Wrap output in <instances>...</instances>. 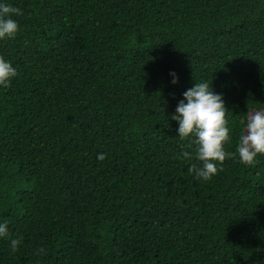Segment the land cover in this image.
<instances>
[{
	"label": "trees",
	"instance_id": "trees-1",
	"mask_svg": "<svg viewBox=\"0 0 264 264\" xmlns=\"http://www.w3.org/2000/svg\"><path fill=\"white\" fill-rule=\"evenodd\" d=\"M0 3L24 12L0 40L17 70L0 86V264H264V155L197 180L172 119L208 82L235 152L264 111V0Z\"/></svg>",
	"mask_w": 264,
	"mask_h": 264
},
{
	"label": "clouds",
	"instance_id": "clouds-1",
	"mask_svg": "<svg viewBox=\"0 0 264 264\" xmlns=\"http://www.w3.org/2000/svg\"><path fill=\"white\" fill-rule=\"evenodd\" d=\"M19 7L8 3H0V40L14 38L20 30V24L14 17L23 16ZM17 70L11 62L0 55V86L9 87ZM172 83L178 82L176 74ZM176 108L173 120L178 121V136L181 140H190L189 148L194 151H183L182 157L192 161L188 169L197 180L210 181L213 176L223 171L226 159L238 156L239 162L245 166H253L258 155H264V111H255L247 116L246 123L238 137L235 152L227 151L225 145L231 141V129L228 126L227 113L223 98L216 94L208 82L195 83L183 93ZM104 154L98 159L103 161ZM7 222L0 223V237H8ZM22 237L11 239L13 253L18 251ZM44 248L37 249L36 254H43Z\"/></svg>",
	"mask_w": 264,
	"mask_h": 264
},
{
	"label": "rangeland",
	"instance_id": "rangeland-1",
	"mask_svg": "<svg viewBox=\"0 0 264 264\" xmlns=\"http://www.w3.org/2000/svg\"><path fill=\"white\" fill-rule=\"evenodd\" d=\"M252 112H255V111H254V110H250L249 113H248V115H249L250 113H252ZM248 115H247V116H248Z\"/></svg>",
	"mask_w": 264,
	"mask_h": 264
}]
</instances>
